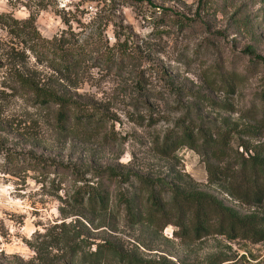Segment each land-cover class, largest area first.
<instances>
[{
	"label": "rangeland",
	"instance_id": "rangeland-1",
	"mask_svg": "<svg viewBox=\"0 0 264 264\" xmlns=\"http://www.w3.org/2000/svg\"><path fill=\"white\" fill-rule=\"evenodd\" d=\"M1 14L33 15L47 39L70 25L101 45L62 75L58 64L22 53L21 37L0 23V84L18 68L72 96L60 130L56 105L3 91L0 264H264V240L179 235L173 222L190 216L169 208L174 184L210 192L242 214L263 206L209 180L200 147L158 152L167 135L188 128L228 137L223 164L237 167L244 146L264 158V68L246 51L264 55L262 0H4ZM105 51L117 57L105 61ZM86 189L105 196L104 209L77 205ZM125 199L137 217L126 215ZM154 199L163 215L150 214ZM105 242L126 259L90 255Z\"/></svg>",
	"mask_w": 264,
	"mask_h": 264
},
{
	"label": "trees",
	"instance_id": "trees-1",
	"mask_svg": "<svg viewBox=\"0 0 264 264\" xmlns=\"http://www.w3.org/2000/svg\"><path fill=\"white\" fill-rule=\"evenodd\" d=\"M262 1L264 3V0ZM0 23L7 28L8 33L12 36L21 37L19 44H21L22 53L28 51L37 61H47L50 65L58 64L56 70L62 75L71 74L72 68H76L84 62L92 48H98L101 45V40L92 37L91 33L86 32L81 37L79 32L70 30L72 28L70 25L67 30H62L59 36H54L51 39L44 38L34 25V17L31 14L25 19H16L10 14H1ZM66 34H69L68 38L65 37ZM27 36L32 42H28ZM35 38L37 39L36 42L33 41ZM102 45L104 44L102 43ZM246 51L264 68V55L256 53L252 46H247ZM113 57L117 56L114 53H107L105 61H111L114 59ZM56 58L58 62H56ZM4 73L5 76L0 84L2 87L0 104L4 103L7 98L6 93L3 92L5 88L14 93L18 90H24L28 93V98L33 105L41 107L56 105L58 108L57 126L60 130L65 129L72 104L71 94L57 92L51 86L41 83V80L23 73L18 68L9 67ZM262 112L264 116V96ZM2 120L3 118H0V124ZM4 141L5 139L0 137V152L3 150ZM199 141L200 143H198ZM184 145L193 148L200 147L199 151L206 160L209 180L225 182L231 195L239 201L245 204L261 205L263 209L259 212L242 214L210 192L196 187L185 189L174 184L170 188L169 208L177 211L180 218H183L187 213L190 216L187 223L182 222V220L173 222V225L180 230L179 235L183 237L191 235L200 238L208 234H220L228 239L242 238L253 243L264 240V158L256 153H248L247 146H244V151L243 149L242 152L236 151L238 154L236 156V159L238 158L237 167L234 164L230 165V163L223 164L229 149L228 137L222 135L216 139L202 132L195 135L188 128H183L179 133L174 132L167 135L159 146L158 152L167 156L170 152ZM240 145L242 148L243 144ZM80 192L81 194L78 192L80 196H74L77 205L87 203L93 210L104 209L106 199L104 195L88 189L80 190ZM124 205L126 215L129 218L137 217L132 212L128 199H125ZM150 206V214L153 216L156 214L163 215L166 211L161 201L158 202L156 199L152 201ZM105 253L117 254L121 259H126L109 242L96 244L95 250L90 252V255L100 258ZM127 262L133 263L132 260H127ZM135 262V264H143L137 259Z\"/></svg>",
	"mask_w": 264,
	"mask_h": 264
},
{
	"label": "clouds",
	"instance_id": "clouds-1",
	"mask_svg": "<svg viewBox=\"0 0 264 264\" xmlns=\"http://www.w3.org/2000/svg\"><path fill=\"white\" fill-rule=\"evenodd\" d=\"M4 2V0H0V3H3Z\"/></svg>",
	"mask_w": 264,
	"mask_h": 264
}]
</instances>
